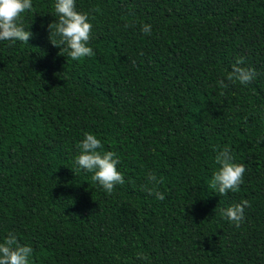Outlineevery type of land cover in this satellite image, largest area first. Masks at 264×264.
<instances>
[{
  "label": "trees",
  "instance_id": "obj_1",
  "mask_svg": "<svg viewBox=\"0 0 264 264\" xmlns=\"http://www.w3.org/2000/svg\"><path fill=\"white\" fill-rule=\"evenodd\" d=\"M55 2L22 14L28 43L0 41V243L29 264H264V0H75L78 61L50 42ZM237 57L256 76L221 89ZM86 132L119 158L112 194L75 163ZM225 147L246 171L219 195ZM243 200L236 227L221 211Z\"/></svg>",
  "mask_w": 264,
  "mask_h": 264
},
{
  "label": "clouds",
  "instance_id": "obj_2",
  "mask_svg": "<svg viewBox=\"0 0 264 264\" xmlns=\"http://www.w3.org/2000/svg\"><path fill=\"white\" fill-rule=\"evenodd\" d=\"M57 21L48 25L50 42L57 47L65 46L68 56L78 61L94 55L89 46L91 39L92 24L89 22L88 14L76 10L75 0H56L54 4ZM26 11L35 12L32 0H0V41H20L28 43L33 33L25 30L23 26V15ZM128 25H125L127 27ZM54 30V31H53ZM141 32L151 34V25L143 24ZM53 36H58L57 41ZM59 54H63L60 51ZM244 57H237L236 63L232 65L231 71L226 74L225 79L217 83L221 89H226L229 84H249L256 76V70L251 67H243ZM221 95L224 92L221 91ZM79 154L75 157V163L79 169L93 173L91 179L98 182L107 194H112L116 185L124 184V177L117 169L119 158L112 151L101 152L100 139L90 132L84 133V138L77 145ZM215 162L219 165L213 173L210 187L219 195H226L229 191H238L243 182L245 166L235 163L229 148L225 147L218 151ZM147 180L151 183H163L158 180L154 173H149ZM149 195H154L157 200H164V193L153 188L145 187ZM247 200L229 206L221 211V215L236 227L244 220L245 207H250ZM33 253L31 246L19 244L17 237L9 233L6 240L0 243V264H29V258ZM139 259H147L138 253Z\"/></svg>",
  "mask_w": 264,
  "mask_h": 264
}]
</instances>
